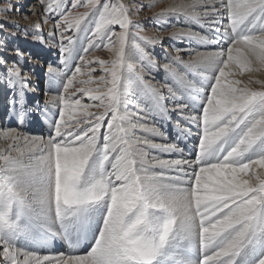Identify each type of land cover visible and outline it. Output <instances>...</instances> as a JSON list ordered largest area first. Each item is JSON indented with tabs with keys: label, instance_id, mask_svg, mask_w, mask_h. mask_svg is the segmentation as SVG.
<instances>
[{
	"label": "snow or ice",
	"instance_id": "obj_1",
	"mask_svg": "<svg viewBox=\"0 0 264 264\" xmlns=\"http://www.w3.org/2000/svg\"><path fill=\"white\" fill-rule=\"evenodd\" d=\"M38 2L59 16L52 35L59 36L63 69L50 66L48 75L53 85L60 82L62 94L48 101L59 109L54 135L0 131L8 142L0 148V264H264V172L257 171L264 170V89L249 87L264 82L237 78L264 69V0H191L170 7L168 13L196 23L210 16L212 27L227 19L216 29L220 40L175 34L228 45L187 61L176 49L163 65L175 88L145 79L159 67L147 50L157 41L140 35L142 26L132 18L138 7L122 0H73L70 9L67 0ZM101 47L110 60L89 57ZM93 65L103 74L94 76ZM0 66L12 107L22 114L29 76L3 58ZM193 68L201 80H187ZM166 98L184 124L200 129L194 160L150 157V149H183L138 134L163 136L147 115L170 111ZM176 126L191 132L181 120ZM186 166L192 169L188 187ZM57 236L89 250L59 258L27 250Z\"/></svg>",
	"mask_w": 264,
	"mask_h": 264
},
{
	"label": "rangeland",
	"instance_id": "obj_2",
	"mask_svg": "<svg viewBox=\"0 0 264 264\" xmlns=\"http://www.w3.org/2000/svg\"><path fill=\"white\" fill-rule=\"evenodd\" d=\"M72 2L73 0H67L68 9L71 8ZM122 2L132 7L133 10H135L136 7L140 9L138 13L132 16V18L136 23L142 26L143 31L140 32V35L156 39L157 42L155 43V45L148 47L147 50L152 53L157 64L159 66H162L160 65L162 62L169 63V59H172V57H174L172 53H176V51L174 50L176 48L182 47V44L180 46V44L178 45V43L168 42V39L172 35L171 30L190 29L189 24H187L188 22L186 23L184 22V20H182V18H184L185 16H182L181 15L182 13H173L170 16L168 15L169 13L167 12V10L171 2L170 0L169 1L168 0H122ZM150 5H154V6H150ZM0 8L9 9V11L7 12H0V58L6 60L9 63V65H11L12 63H17L22 68L23 72L28 74L31 83L33 84L31 86L32 87L31 91L34 89L33 93L35 95L38 92L40 95L43 93V101L44 100L49 101V99L47 98L50 96V93L47 96L45 95L47 93L46 88H47L48 79L43 74L42 77L38 79L39 77L37 76L36 73L38 69L36 70V66H41L43 72L44 69L47 70L46 72H48V68L50 66L56 68L58 66H61L60 61L62 59V54L60 52V47H59V36L57 35L53 37L52 35V33L55 31L53 26L59 19V16H51L45 13L44 7L38 2V0H24L23 2L22 0H2V3H0ZM85 10L86 9L83 7H80L78 9V11L81 12ZM160 13H165V15L160 19H154V17H156ZM176 18H178L177 22H176ZM45 19L48 20L47 23H44ZM36 24H39L40 28L38 30L33 31L34 26ZM191 24H193V22H191ZM26 29L28 30L27 33H25ZM116 30L119 31L118 28H116ZM194 31L202 34V32L198 29L196 30L194 29ZM161 34H163V36ZM36 35H39L40 39H36L35 38ZM223 43L224 42L221 41L220 44ZM51 45L53 46L52 47L53 50L54 48L56 49L59 48L58 50L59 57L54 58L53 61L42 60L41 53L45 49L49 48ZM224 45L225 47H227V43ZM223 46L216 45L215 47L217 48H212V50H216V49L219 50L220 49L219 47H223ZM165 47H167V49H165ZM17 51H19V53H22V58H25V62H22L21 57L17 55ZM182 55L184 56L183 59L187 57L184 54ZM89 57L90 58L99 57L100 59L103 60H110L112 58V54L106 48L101 47L94 51L90 50ZM78 63H79V59H76L75 62H73V66L71 67V70H74L75 66ZM93 67H96V72L93 73L94 76H99L103 74L98 65H93ZM174 67H176V65ZM158 69L159 68L152 71L151 73H148L146 76L148 78L153 76V79L155 78L156 79L158 78V80L160 79L158 82L157 81L155 82L161 84L162 81L164 80L163 77L165 78V75L167 73L163 69L159 73ZM180 70L182 72L184 71V69L182 68ZM145 71L147 72V70ZM261 71L263 72L264 69H262ZM157 72L159 73V75ZM188 72L189 71L186 72V77L188 78L187 80L194 82L200 80V78L198 79L197 77H194L192 75L193 73L190 72L188 73ZM245 73L241 77L242 78L246 77L244 79L246 83L249 81V79H251L252 81H256L253 78H247L249 77L247 76L248 72ZM4 74H5V68L3 66H0V130L6 131V130H11L13 128H17L18 132L23 133L25 135H29L33 137L40 136V137H44L45 139H47L48 136L50 135H54L52 134V131L51 133L50 131L49 132L45 131L47 135L42 132L41 134L39 133V135L27 133L24 128L27 126V124L25 123L22 124L21 117H18V119H13L10 121L11 116L15 117V114H19L20 111L19 109L12 107L11 100L13 99V92L11 89L7 87L6 81L4 79ZM241 77L238 78L240 79ZM150 80L152 81V79ZM153 82L154 81H152V83ZM249 87L253 88L254 90H262L264 89V84H257L253 82L249 84ZM55 93L59 95L62 94V87L61 89L59 88ZM84 102L91 103V101H89L86 97L84 98ZM167 103H171V100H168ZM131 107L132 105L129 106L130 109ZM1 109L3 112L1 111ZM20 115L23 116L24 111L22 114L20 113ZM33 130L34 128L31 127V132ZM34 252L37 255L40 254L39 256L49 255L47 253L45 254L40 251H34Z\"/></svg>",
	"mask_w": 264,
	"mask_h": 264
},
{
	"label": "bare ground",
	"instance_id": "obj_3",
	"mask_svg": "<svg viewBox=\"0 0 264 264\" xmlns=\"http://www.w3.org/2000/svg\"><path fill=\"white\" fill-rule=\"evenodd\" d=\"M23 1L24 0H22V2ZM170 1L171 2H170V5L168 6V9L170 7H172V6H175V5H178V4H181V3H185L186 4V3H190L191 2V0H170ZM216 7L219 8V4H217ZM205 10L206 9H204V8L200 9L201 12H203ZM208 10H210V7H209ZM172 14L173 13H169L168 15L170 16ZM181 15L185 16L183 13ZM177 19L178 18H176V22L178 21ZM182 20H184V22H186V23L188 22L187 24H189L190 29H173V30H171L172 35L168 39V42H170V43L171 42L172 43H178V45L180 44V46L182 44L183 48L182 47L176 48V49H180L181 50L179 52V55H180L182 60H185V61L190 60L197 52L218 51L217 49L216 50H212V48H217V47H215L216 45L223 46L224 44L227 43V42L223 41L224 42L223 44H220V43L219 44H217V43L204 44V43H201L197 39H190L187 36H179L178 37V36L175 35V34L180 33V32H189V31L193 32V33H197V32L194 31V29L195 30L198 29V30H200L202 32V34L198 33L200 36H208L210 38L214 37L216 40H219L220 39V34L216 31V29L217 28H219L221 30L223 29V25L225 26L227 24V19L226 18L221 19L214 27L211 26L212 18L210 16L209 17L202 16L201 20H200V23H196L194 21L188 20L186 17L182 18ZM191 22H193V24H191ZM161 35L163 36V34H161ZM82 46H83V41L81 42V47ZM52 47L53 46L51 45L49 48L45 49L42 52V53H44L45 57L41 53V59L42 60L45 58L47 61H53L54 58L59 57V52H58L59 48H57V49L54 48V50H53ZM219 48L221 49V48H226V47L224 45L223 47H219ZM165 49H167V47H165ZM172 54L175 56V55H177V52L176 53H172ZM182 54H184L187 57L183 59L184 56ZM77 59H78V57H77ZM21 60H22V62H25V58H22ZM75 60L76 59H74L71 62V67L73 66V62H75ZM171 62H172V59H169V63H171ZM164 64H166V63L162 62L160 64L162 66L158 67L159 68L158 69L159 73H160V71H162ZM60 65L62 66V64H60ZM61 66H58L57 68H61ZM173 66H175V65H173ZM62 68H63V66H62ZM36 70H37L36 71L37 76L39 77L38 79H40V77H42V74L44 76H46L47 79H48L47 88H46V92L47 93L45 95L47 96L50 93V96L47 99L50 100V98L52 96L59 95V94H56L55 92L59 88L61 89L60 82L58 81L55 85H53L52 83H50L48 72H46L47 70L44 69V72H43V69H42L41 66H36ZM261 70L260 71L248 72L247 76H249V77H247V78H253L254 80H259V81L264 82V74H263L264 71L262 72ZM189 72L193 73L192 75L194 77H197L198 79L200 78V80L202 79V77L198 74V70L197 69L193 68V69L189 70ZM159 73H158V75H159ZM188 77H189V75H188ZM239 77H241V76H239ZM147 78L148 77L146 76L145 79H147ZM245 78L246 77H243V78L241 77L240 79L244 80ZM148 79H152V81H154L153 84L156 85V86L164 85L166 83L167 84H172L173 87L175 86V84L173 83V81H172L171 77L169 76V74H166L165 78L163 77L164 80L162 81L161 84L156 83L155 81L158 82L160 79L159 80H158V78L157 79L156 78L153 79V76L149 77ZM206 82L207 81H205V83ZM32 85L33 84L31 83V81L29 79V87H28V89L25 92L24 115L22 116V115H20V113L19 114H15V117L11 116L10 121L13 120V119H18V117H21L22 124H24V123L27 124V126L24 127L27 133L39 135V133L41 134V132L45 133V131H47V132L50 131V133H51V131H52V134H54L53 133L54 132L53 124L58 119L59 109L55 108V107H52L48 103V101H45V100L43 101V93L41 94L42 96L39 94V92L35 95L33 93L34 89L31 91V89H32L31 86ZM168 100H171V99L170 98H166L164 100V105L170 111H168L165 115L162 116V115H160L159 112H156V111H153L150 115H147V122L150 125H154L155 127L159 128L160 132L163 133V136H151V134H146V133H138V134H140V135H148L151 139L154 140L155 143H158V144L176 143V144L179 145V147L181 149H183V153L174 152V151L173 152H163V151H160V150H157V149H150V150H148L149 154L151 153L150 157L151 156H155V157H158L160 159L183 158V159H188V160H194L196 158V155H197V145H198V141H199L200 129L195 124H191V123L184 124L181 116L176 111H171V109L174 107V103H173L172 100H171V103H167ZM199 107L200 106H198V108ZM91 110L94 111V112L97 111V109H95V108H93ZM130 110L134 111V112L139 111L137 109L136 105H132ZM1 111H2V109H1ZM187 114L190 115V114H193V113L191 111H189ZM139 115L144 116L146 114H145V112H139ZM178 120H181V124H182L183 127L191 129L190 134L185 135V134H183V132L180 129L177 128L176 124H177ZM23 121H25V122H23ZM106 123H107V121H105V124ZM31 127L34 128V130L32 132H31ZM38 128H41V129H38ZM11 130L18 131L17 128H13ZM102 132H103V129H102ZM7 144H8L7 141L0 140V148H6ZM155 170L159 171V169H155ZM185 171H186L187 175L182 177L183 186L188 187V186H190V184L192 182V179H191L192 178V169L188 168L186 166L185 167ZM257 171L264 172V170H262V169H257ZM54 230L59 232V227L58 226H54ZM64 241H66V239L62 238L61 236H57L56 238H53V239L49 240V242L46 243V244L28 246L27 250L40 251L42 253H45V254L47 253L48 254L50 252L48 250L54 251ZM49 255L51 257H54V258H59L60 256L63 255V253L60 252L57 255H54V254H49ZM49 255H47V256H49Z\"/></svg>",
	"mask_w": 264,
	"mask_h": 264
}]
</instances>
